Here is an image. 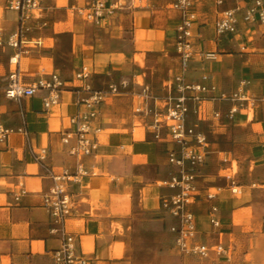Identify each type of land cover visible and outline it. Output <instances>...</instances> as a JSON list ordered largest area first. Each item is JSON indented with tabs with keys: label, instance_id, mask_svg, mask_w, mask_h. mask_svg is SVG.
Wrapping results in <instances>:
<instances>
[{
	"label": "crops",
	"instance_id": "0c3cea01",
	"mask_svg": "<svg viewBox=\"0 0 264 264\" xmlns=\"http://www.w3.org/2000/svg\"><path fill=\"white\" fill-rule=\"evenodd\" d=\"M88 1L40 0L41 12L21 29L19 11L0 0L6 41L0 45V125L10 129L0 143V264H51L61 244L43 195L53 185L51 173L76 167L61 136L75 128L70 119L89 95L75 77L82 66L89 68L93 88L114 83L118 92L98 106V147L83 158L91 174L69 185L76 202L67 229L75 235L77 251L97 264H264V24L243 21L246 0H194L192 5L194 54L184 79L215 88L190 103L188 124L204 132L208 144L200 148L205 151L198 167L200 191L189 208L197 239L227 250L204 258L179 251L170 229L177 219L161 205L173 192L159 182L177 169L168 162L175 144L166 129L161 139L155 137L151 113L135 111L164 109L176 93L181 13L174 0H104L121 4L95 24L73 9ZM229 8L239 9L237 32L217 36L215 22ZM16 32L22 80L31 84L57 73L64 81L57 103L45 106L49 90L42 88L31 96H6L10 57L18 52L7 41ZM199 51H213L216 58L204 59ZM234 92L249 99L230 117L237 101L220 95ZM42 149L45 156L37 160L34 153ZM226 176L240 194L230 192ZM216 186L221 190L208 200L206 193ZM213 204L219 226L210 222Z\"/></svg>",
	"mask_w": 264,
	"mask_h": 264
},
{
	"label": "built area",
	"instance_id": "2783aa9c",
	"mask_svg": "<svg viewBox=\"0 0 264 264\" xmlns=\"http://www.w3.org/2000/svg\"><path fill=\"white\" fill-rule=\"evenodd\" d=\"M194 0H174L173 8L181 13V22L176 29L175 47L180 57L181 71L175 76L176 93L168 99L164 109H150L148 107H137L136 112L151 113L153 116L151 125L157 139L162 138V130L166 129L171 141L175 144L168 151V162L175 167L169 178L162 180L161 184L173 190L162 199L161 205L177 219V222L170 226L175 234V245L184 254H194L207 258L212 253L226 255L227 250L221 243L207 244L197 239V227L195 215L189 208L199 195L200 188L197 184L198 167L204 162L205 151L200 149L208 144L207 136L197 129L196 125L188 124V114L190 103H197L204 99L206 93L213 90L214 85L205 82H186L184 71L188 67L189 60L194 54L192 42V26L196 19L192 9ZM221 2V0H219ZM121 3L107 5L104 0H90L85 6H76L74 11L85 20L99 24L107 15ZM7 6L19 11L20 28L25 22L41 12L40 0H7ZM237 8L225 9L215 22L217 36L229 33H236L238 29ZM38 16V15H37ZM242 19L248 23L264 24V0H246L242 7ZM2 29L0 27V45L5 43ZM7 43L18 49V52L10 57V62H14L8 74L5 94L11 98L34 95L37 89L49 90V95L44 99L45 106L57 103L58 92L63 88L64 81L57 73H52L49 78H41L38 81L27 84L20 75L18 66L19 48L21 39L19 33L12 34ZM200 55L207 60L216 58L213 51H199ZM16 59L15 61H13ZM91 72L87 66H82L75 77L83 82V86L89 95L80 99V108L70 121L75 124L74 129L63 131L61 139L67 146L68 153L76 158L75 170H63L58 173H51L53 185L43 195V205L49 212L52 222L55 224L54 230L61 233V244L52 252L51 264H97L94 258L87 257L77 251L75 235L67 229V219L72 215L75 208V199L69 188L70 183L80 182L79 178L89 176L91 172L85 166L83 158L91 155L98 147V133L101 127L96 123L98 106L109 97L118 92V86L109 84L107 89H95L89 82ZM209 76L204 74L202 79L207 80ZM147 88L142 89L141 94L145 95ZM221 98L234 99L237 101L229 111V116L245 107V102L249 97L243 92H234L231 95H220ZM215 117H220V111L214 113ZM10 134V129L0 125V143H5ZM261 144L264 147V133L261 136ZM45 149L39 153H34L37 160H42L45 156ZM94 174V173H92ZM228 188L231 193L240 194L238 184L231 176ZM221 187L216 186L208 190L206 198L214 199ZM218 206L210 207V222L214 226L220 225L218 216Z\"/></svg>",
	"mask_w": 264,
	"mask_h": 264
},
{
	"label": "rangeland",
	"instance_id": "374dc122",
	"mask_svg": "<svg viewBox=\"0 0 264 264\" xmlns=\"http://www.w3.org/2000/svg\"><path fill=\"white\" fill-rule=\"evenodd\" d=\"M229 1H231V0H229ZM12 67H14V62L12 63ZM235 169H236V167H235ZM159 183H161V182H159Z\"/></svg>",
	"mask_w": 264,
	"mask_h": 264
},
{
	"label": "bare ground",
	"instance_id": "6f19581e",
	"mask_svg": "<svg viewBox=\"0 0 264 264\" xmlns=\"http://www.w3.org/2000/svg\"><path fill=\"white\" fill-rule=\"evenodd\" d=\"M27 42V41H26ZM40 43V42H39ZM46 44V43H45ZM37 45V44H36ZM16 59H14L13 61H15Z\"/></svg>",
	"mask_w": 264,
	"mask_h": 264
}]
</instances>
